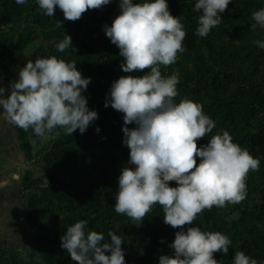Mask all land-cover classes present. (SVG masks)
Wrapping results in <instances>:
<instances>
[{
  "label": "trees",
  "instance_id": "1",
  "mask_svg": "<svg viewBox=\"0 0 264 264\" xmlns=\"http://www.w3.org/2000/svg\"><path fill=\"white\" fill-rule=\"evenodd\" d=\"M196 2L167 0L171 15L178 17L186 31L185 51L178 53L174 64L162 66L161 73L179 78L176 103L184 98L200 103L204 114L215 121L212 132L197 141L198 147L213 135L228 131L232 142L259 158L260 166L258 171L249 172L242 202L206 209L191 226L229 237L228 255L214 253L219 264H234L236 251L264 264V49L255 43L264 41V29L251 28L255 23L252 14L264 8V0H231L220 14L222 23L207 37L196 35L202 14L193 10ZM119 14V0L90 9L75 22L65 20L58 7L52 17L45 15L37 0H25L24 4L0 0V78L4 87L18 79V71L27 61L52 56L75 61L82 76L91 78L82 94L89 110L98 114L83 134L77 129L69 136L57 129L60 136L55 139L49 136L42 140L31 129L13 126L18 144L32 163H26L18 181L23 187L18 219L22 217L25 229L15 243L0 239V264H76L61 248V236L81 220L88 222L86 233H103V242H110L109 231L120 236L126 264H159L161 255L173 254L169 245L181 229L163 222L159 205L139 226L114 210L121 170L135 166L127 163L130 157L123 144V113L110 105L105 107V102L114 81L121 76H143L147 71L121 70L123 58L104 31ZM65 35L71 36L75 53L71 48L57 51L56 45ZM3 132L7 129H0V134ZM1 147L3 151L6 146ZM18 148L11 152L19 154Z\"/></svg>",
  "mask_w": 264,
  "mask_h": 264
},
{
  "label": "clouds",
  "instance_id": "2",
  "mask_svg": "<svg viewBox=\"0 0 264 264\" xmlns=\"http://www.w3.org/2000/svg\"><path fill=\"white\" fill-rule=\"evenodd\" d=\"M110 2L37 0L45 15L52 17L58 7L64 19L73 22L86 11L100 9ZM230 2L198 0L193 10L202 14L196 35L207 37L212 28L222 23L220 14ZM16 3L24 4L25 0ZM119 8L120 14L111 26H104L105 35L119 49L124 73L147 71L143 76H121L114 81L105 102V107L110 105L123 113V144L129 149L130 157L127 163L135 166L121 170L114 210L139 226L159 205L163 222L181 229L169 245L173 254L161 255L159 264H219L214 253L228 255L229 237L191 225L206 209L242 202L247 195V176L259 170L260 160L232 142L228 131L213 135L207 144L198 147L197 141L212 132L215 121L204 114L200 103L187 98L176 103L179 78L164 77L161 73L162 66L174 64L178 53L185 51L186 31L178 17L171 15L167 0L143 3L119 0ZM251 19L255 22L251 25L253 30L257 26L264 29V8L253 12ZM255 43L264 49V41ZM69 48L75 53L71 36L65 35L56 49L64 52ZM90 82V77L84 78L77 70L75 61L65 62L55 56L27 61L19 69L18 79L10 82L7 89L0 86L3 108L0 115L15 127L31 129L42 140L49 136L58 138L57 129L69 136L77 129L83 134L98 119L97 112L89 110L82 94ZM26 163L32 161L26 159ZM13 177L20 180L18 173ZM169 182L177 186L171 187ZM22 220L20 217L18 223ZM87 223L78 221L61 236V248L71 260L76 264H126L121 247L124 240L109 231L110 242H103V233L85 232ZM234 264L258 262L243 251H236Z\"/></svg>",
  "mask_w": 264,
  "mask_h": 264
},
{
  "label": "rangeland",
  "instance_id": "3",
  "mask_svg": "<svg viewBox=\"0 0 264 264\" xmlns=\"http://www.w3.org/2000/svg\"><path fill=\"white\" fill-rule=\"evenodd\" d=\"M15 72H17V70H15ZM0 112H1V110H0ZM3 125H5V124H3ZM9 131H11V129L7 130L8 134H9ZM8 137L9 136L7 134L6 135L0 134V140H2V143L0 142V173L2 171H5L6 177L9 178L7 188L2 189V190L8 189L7 192L11 193L12 195L16 194L18 196H23V194H22V188L23 187L21 185V182L19 185L18 181H16V179L13 177V174L14 173H18V174L21 173L22 171H24V168H26L28 166L26 164V159H27L26 154L21 149L20 145L18 148L19 154H13L12 152H14L17 147L13 146L11 149H9L10 140ZM13 144H15V143H13ZM1 145L6 146V148L3 151H2ZM10 154H13V155L10 156ZM32 165H33L32 168L37 171V167L35 166V164H32ZM29 173H31V171H29ZM19 176H20V174H19ZM0 198H1L0 202L4 203V200H6V198H8L7 193L6 192H0ZM23 201H24V198H23ZM6 207H8V212L5 211V213H7L10 217L0 219V232H1L0 237L3 238L8 243L9 242L15 243L16 238L14 237V234L18 235V233L15 232V228H20L19 229L20 235L22 232L21 230L25 229V227L23 226L22 223H18V213L19 212H17V211H19V209H21V206L19 207V203H18V206L12 210L9 208L8 204H6ZM6 207L0 204V209H5ZM20 235H18V238L20 237Z\"/></svg>",
  "mask_w": 264,
  "mask_h": 264
},
{
  "label": "crops",
  "instance_id": "4",
  "mask_svg": "<svg viewBox=\"0 0 264 264\" xmlns=\"http://www.w3.org/2000/svg\"><path fill=\"white\" fill-rule=\"evenodd\" d=\"M3 85V87H4V81H3V79H1L0 78V86H2ZM5 96H6V93H5ZM0 110H1V112H2V110H3V108H2V106H0ZM3 124H5V125H3ZM6 128L7 130H10L11 129V131H9V134L7 133V132H3L2 134L3 135H8L9 137V140H10V145H9V149H11L13 146H16L17 148H18V136L16 135V133H14V130H13V126L11 125V124H9L4 118H3V116L2 115H0V129H3V128ZM10 127V128H9ZM2 142V141H1ZM13 143H15V144H13ZM13 144V145H12ZM6 148V147H5ZM16 148V149H17ZM4 150V149H3ZM11 151V150H10ZM13 153H16V152H13ZM13 154H10V156H12ZM16 175V174H15ZM15 175H14V177H15ZM17 181V180H16ZM8 182H9V178H7L6 177V175H5V171H2L1 173H0V192H6L7 193V195H8V198H6V200H4V203L3 202H0V204L1 205H3V206H5L6 207V204H8L9 205V208L12 210V209H15L17 206H18V203H19V199H20V197L18 196V195H16V194H14V195H12L11 193H9V192H7L8 191V189H6V190H2V189H5V188H7V184H8ZM14 193V192H13ZM17 202H15V201ZM0 201H1V198H0ZM5 211H7L8 212V207H6L5 209H0V219L1 218H9L10 216L7 214V213H5ZM15 232L16 233H18V235H20L19 234V228H15ZM1 233V232H0ZM15 235V234H14ZM0 239H3V238H1L0 237ZM16 239H18V237L16 238Z\"/></svg>",
  "mask_w": 264,
  "mask_h": 264
}]
</instances>
